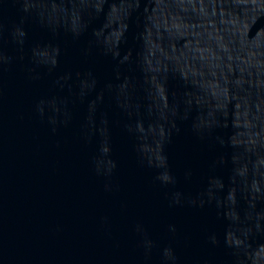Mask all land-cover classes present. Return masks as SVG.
<instances>
[{
  "label": "water",
  "instance_id": "95a60500",
  "mask_svg": "<svg viewBox=\"0 0 264 264\" xmlns=\"http://www.w3.org/2000/svg\"><path fill=\"white\" fill-rule=\"evenodd\" d=\"M0 264H264V0H0Z\"/></svg>",
  "mask_w": 264,
  "mask_h": 264
}]
</instances>
